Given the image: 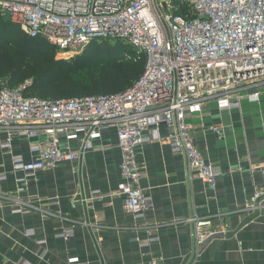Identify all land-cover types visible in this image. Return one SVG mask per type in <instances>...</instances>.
Listing matches in <instances>:
<instances>
[{
  "label": "built area",
  "instance_id": "1",
  "mask_svg": "<svg viewBox=\"0 0 264 264\" xmlns=\"http://www.w3.org/2000/svg\"><path fill=\"white\" fill-rule=\"evenodd\" d=\"M0 15L19 25L28 37L53 45L59 59L73 57L92 43L115 39L133 47L132 53H125L127 59L146 58L141 77L129 89L113 94L44 99L26 94L31 80L13 88L2 82L0 131L9 137L1 149L12 152L17 136L39 138L29 147L34 156L31 161L13 157L14 172L54 170L61 163L78 160L113 127L122 155V182L108 193L92 191L90 200L122 197L136 221L146 219L154 199L142 187L137 150L147 141L166 143L173 154L186 159L190 173L216 189L220 172L196 145L188 118L198 115L203 123L210 103H216L219 111L231 112L241 108L243 99L260 101L264 0H0ZM212 130L218 139H225L220 125ZM72 141L79 142V151L71 148ZM7 177L0 173V183ZM18 180L15 193L0 188V208L14 203L15 212L40 210L57 215L40 205L43 198L37 194L27 195L24 202L21 195L29 179ZM47 199L48 205L58 206L57 195ZM263 208L264 190L255 189L240 211ZM188 221L193 227L196 258L206 241L219 232L207 227L210 221L196 216ZM71 222L64 223L55 236L72 239L75 222ZM228 229L224 224L220 234ZM154 240L142 241L140 247L147 249ZM36 243L44 246L46 241ZM149 255L150 264L160 263V258Z\"/></svg>",
  "mask_w": 264,
  "mask_h": 264
},
{
  "label": "crops",
  "instance_id": "2",
  "mask_svg": "<svg viewBox=\"0 0 264 264\" xmlns=\"http://www.w3.org/2000/svg\"><path fill=\"white\" fill-rule=\"evenodd\" d=\"M203 118L202 123L200 116L192 115L188 122L194 126L196 145L220 172L216 189L190 173L186 159L173 154L166 143L147 141L137 150L142 187L154 199L144 221L127 212L122 197L89 199L92 191L108 193L122 182L115 128H107L80 159L35 173L14 172L12 159L31 161L29 147L39 138L14 137L12 152H6L1 143L9 134L0 131V173L8 175L0 183L2 191L15 193L18 179L26 176L29 182L21 199L27 202L29 195L37 194L43 198L39 204L57 214L15 212L16 204L4 203L0 264H150L149 253L160 258L159 264H264V208L240 211L255 189L264 190V88L260 101L243 99L241 108L231 112L210 103ZM214 125L223 128L224 140L213 132ZM161 131L165 134L166 128ZM70 146L80 149L77 141ZM55 195L58 206L48 205L47 198ZM193 216L210 221L207 227L217 235L229 225V232L212 238L196 258L188 221ZM71 221L75 236L57 238L62 225ZM149 238L156 240L142 249L140 242ZM40 240L46 244L38 245Z\"/></svg>",
  "mask_w": 264,
  "mask_h": 264
},
{
  "label": "trees",
  "instance_id": "3",
  "mask_svg": "<svg viewBox=\"0 0 264 264\" xmlns=\"http://www.w3.org/2000/svg\"><path fill=\"white\" fill-rule=\"evenodd\" d=\"M125 45L110 41L90 44L72 60L57 58L56 48L40 38L28 37L19 25L0 15V87H17L31 80L29 96L44 99L113 94L129 89L141 77L146 58L125 57ZM132 53V51H129ZM111 65L92 84L77 81L80 65Z\"/></svg>",
  "mask_w": 264,
  "mask_h": 264
},
{
  "label": "rangeland",
  "instance_id": "4",
  "mask_svg": "<svg viewBox=\"0 0 264 264\" xmlns=\"http://www.w3.org/2000/svg\"><path fill=\"white\" fill-rule=\"evenodd\" d=\"M120 40H113L110 41L112 44H117L120 43ZM100 43V42H99ZM126 51H132L133 47L131 45H126L125 47ZM85 50H83L81 53L75 54L73 57H68L65 58L66 60H72L80 57ZM58 58V57H57ZM111 65H88V66H83L80 65V67L76 68L75 71L73 72L74 78L82 83L85 84H92L96 79H98L104 72H106Z\"/></svg>",
  "mask_w": 264,
  "mask_h": 264
},
{
  "label": "water",
  "instance_id": "5",
  "mask_svg": "<svg viewBox=\"0 0 264 264\" xmlns=\"http://www.w3.org/2000/svg\"><path fill=\"white\" fill-rule=\"evenodd\" d=\"M220 236H222V235H215V236H213V237H210L207 241H206V244L212 239V238H216V237H220Z\"/></svg>",
  "mask_w": 264,
  "mask_h": 264
}]
</instances>
